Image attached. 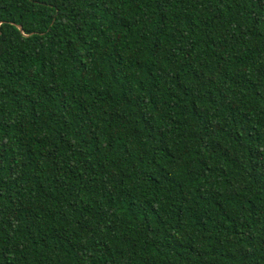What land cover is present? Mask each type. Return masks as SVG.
Instances as JSON below:
<instances>
[{
	"label": "trees",
	"instance_id": "1",
	"mask_svg": "<svg viewBox=\"0 0 264 264\" xmlns=\"http://www.w3.org/2000/svg\"><path fill=\"white\" fill-rule=\"evenodd\" d=\"M0 264H264V0H0Z\"/></svg>",
	"mask_w": 264,
	"mask_h": 264
}]
</instances>
